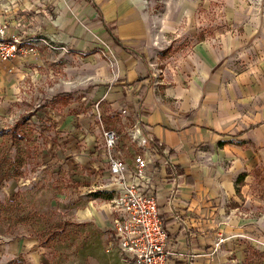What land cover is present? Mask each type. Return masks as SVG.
Instances as JSON below:
<instances>
[{
    "label": "crops",
    "instance_id": "crops-1",
    "mask_svg": "<svg viewBox=\"0 0 264 264\" xmlns=\"http://www.w3.org/2000/svg\"><path fill=\"white\" fill-rule=\"evenodd\" d=\"M146 9V0H0V23L9 34L45 39L51 45L47 56L60 62L69 80L65 86L90 87L88 97L106 103L107 115L130 135L129 146L138 149L128 119L133 118L132 128L137 121L143 124L140 131L149 141L143 150L128 156L119 140L116 149L128 166L136 154L154 162L146 175L167 224L173 253L168 264H223V243L214 250L223 238V192L233 196L231 178L242 162L252 167L264 162V70L239 71L229 62L234 48L223 45V35L218 45L201 41L177 61L157 63L171 26L161 23L156 32ZM105 25L120 44L113 43ZM80 124L67 163L90 174L81 182L82 175L70 173L87 195L103 192L112 198L105 191L114 186L101 136L102 127L112 128L99 106ZM97 200L88 202L92 210ZM99 200L112 230L109 200ZM91 214L89 209L77 213L84 221ZM43 261L32 258L33 264Z\"/></svg>",
    "mask_w": 264,
    "mask_h": 264
},
{
    "label": "rangeland",
    "instance_id": "rangeland-1",
    "mask_svg": "<svg viewBox=\"0 0 264 264\" xmlns=\"http://www.w3.org/2000/svg\"><path fill=\"white\" fill-rule=\"evenodd\" d=\"M146 7L153 28L171 26L157 63L175 62L201 41L218 45L223 35L239 71L264 70V0H146ZM36 49V56L0 68V162H11L14 172L0 185V201L16 196L12 218L0 206V264H33L35 255L44 257L41 264H121L103 202L97 198L92 210L94 195L79 190L70 172L82 175L81 182L90 173L69 166L66 153L80 119L98 106L127 155L139 150L128 145L130 135L107 115L106 103L88 97L90 87L65 86L69 80L47 56L49 47L36 43ZM231 179L233 196L223 192V264H264V162H242ZM87 209L91 217L79 219Z\"/></svg>",
    "mask_w": 264,
    "mask_h": 264
},
{
    "label": "built area",
    "instance_id": "built-area-1",
    "mask_svg": "<svg viewBox=\"0 0 264 264\" xmlns=\"http://www.w3.org/2000/svg\"><path fill=\"white\" fill-rule=\"evenodd\" d=\"M36 43L51 45L45 39L23 38L7 32V26L0 23V63L24 60L37 55ZM122 114H127L122 110ZM103 148L107 156L109 184L114 189L108 199L112 210V230L121 264H168L173 255L168 248L169 234L162 226L161 214L156 198L151 194L150 178L147 172L153 170L150 159L142 154L133 157L132 166L125 162L117 150L118 137L114 130L101 129ZM131 140L143 150L147 139L142 135L139 122L134 126ZM223 238L214 244L217 251Z\"/></svg>",
    "mask_w": 264,
    "mask_h": 264
},
{
    "label": "trees",
    "instance_id": "trees-1",
    "mask_svg": "<svg viewBox=\"0 0 264 264\" xmlns=\"http://www.w3.org/2000/svg\"><path fill=\"white\" fill-rule=\"evenodd\" d=\"M105 28L108 31V33L111 35L113 43L120 44L119 39H118L117 35L115 34V30L111 29L107 25H105ZM139 126H140L141 129H144L142 123H139ZM15 129H17V127H15ZM147 142H149V141H147ZM152 148L153 147H151V149ZM12 168H13V166H12L11 162H10V164H6L4 162H0V185L3 182H6V181H9V180L13 179L14 172L12 171ZM94 197L95 198H103V199H106V200L111 198L110 195H108L106 193H103V192L95 193ZM14 204H15V198L13 199V201H8L6 203H3V202L0 201V206L4 207V211L7 213L9 218H12V214L11 213H13ZM48 215L49 216H51V215H55L56 216L57 214L49 213ZM161 220H162L163 228L165 230H167V224L163 221L162 217H161ZM9 264H24V263L22 261H13V262H11Z\"/></svg>",
    "mask_w": 264,
    "mask_h": 264
}]
</instances>
